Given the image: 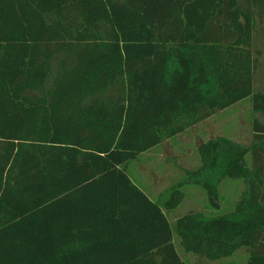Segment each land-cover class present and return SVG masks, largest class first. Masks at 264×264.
I'll use <instances>...</instances> for the list:
<instances>
[{"label": "trees", "instance_id": "obj_1", "mask_svg": "<svg viewBox=\"0 0 264 264\" xmlns=\"http://www.w3.org/2000/svg\"><path fill=\"white\" fill-rule=\"evenodd\" d=\"M260 26L264 0H0V264H188L167 214L190 184L219 210L227 180L248 186L234 209L175 233L186 253L264 264ZM245 100L251 144L205 142L164 200L127 173Z\"/></svg>", "mask_w": 264, "mask_h": 264}, {"label": "rangeland", "instance_id": "obj_2", "mask_svg": "<svg viewBox=\"0 0 264 264\" xmlns=\"http://www.w3.org/2000/svg\"><path fill=\"white\" fill-rule=\"evenodd\" d=\"M255 47L264 50V26H260L255 36ZM254 87L264 92V55L259 59V68L254 77ZM249 100L219 112L212 118L193 127L185 133L166 140L153 150L126 165V171L153 201L164 200L168 191L182 182L185 171H196L201 166L199 149L209 141L220 136L249 146L251 144V119L253 117ZM261 119L262 117L259 116ZM250 157V156H249ZM250 166H253L251 157ZM257 165L264 162V151L254 158ZM248 186L242 181H225L220 186V209L210 207L205 191L197 185H187L181 205L167 214L174 233V245L181 259L188 264H243L249 250L242 249L232 257L219 261H210L204 255L186 253L175 233V221L189 213L203 212L206 215L230 213ZM259 252L264 253V237Z\"/></svg>", "mask_w": 264, "mask_h": 264}]
</instances>
